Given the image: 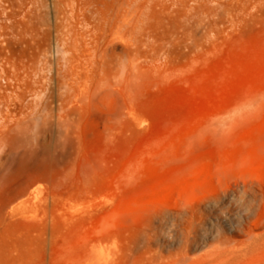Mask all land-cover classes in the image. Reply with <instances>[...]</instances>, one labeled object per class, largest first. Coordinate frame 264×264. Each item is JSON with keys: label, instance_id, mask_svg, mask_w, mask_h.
<instances>
[{"label": "bare ground", "instance_id": "6f19581e", "mask_svg": "<svg viewBox=\"0 0 264 264\" xmlns=\"http://www.w3.org/2000/svg\"><path fill=\"white\" fill-rule=\"evenodd\" d=\"M153 1L44 0L38 25L32 15L28 18L25 29L43 42L32 62L30 81L18 98L35 107L30 121L38 134L46 138L54 130L58 137L53 144L42 143L39 161L71 158L57 176L46 172L42 178L28 179L17 197L33 185H37L33 191L50 193L51 188L52 198L66 199H82L109 188L102 159L81 158L84 147L75 138L70 140L69 133L76 134V122L89 112L105 115L115 130L121 125L123 110L134 120H142L132 96L141 75L134 34L145 21L143 10ZM217 15L220 23L227 21L231 28L264 27V0H235L233 5L220 6ZM126 33L131 38L121 45ZM246 54L254 74L242 78L234 61H229L220 74L230 84L224 86L219 112L212 123L197 131L199 136L210 132L218 138L217 158L204 152L188 154L179 138L168 141L160 152L172 164L166 179L149 197L124 205L118 196L115 221L97 240L103 253V242L118 243L122 222L139 217L135 249L144 257L136 261L117 255L109 264H264V187L255 188L252 181L254 175L264 176V51L251 49ZM238 79L244 87L235 84ZM234 115L247 126L229 134L226 117ZM5 141L3 130L0 143ZM16 154L13 150L12 158L20 167L36 156L26 149L19 157ZM187 200L191 203L182 207ZM48 201L46 196L42 202ZM232 202L240 205L242 215L232 216ZM162 216L173 220L170 228H158L156 222Z\"/></svg>", "mask_w": 264, "mask_h": 264}, {"label": "rangeland", "instance_id": "374dc122", "mask_svg": "<svg viewBox=\"0 0 264 264\" xmlns=\"http://www.w3.org/2000/svg\"><path fill=\"white\" fill-rule=\"evenodd\" d=\"M43 1L0 0V131L6 132V141L0 143V264H109L117 255L141 261L144 256L135 249L139 217L122 222L117 244L103 242V253L98 250L100 233L110 230L115 221L118 196L125 205L151 195L172 165L160 152L175 138L183 142L188 154L204 152L217 158L218 138L210 132L199 136L197 131L212 123L219 112L224 86L230 84L220 77L227 63L234 61L242 78L254 74L246 52L264 51V27L231 28L227 21L220 23V6L233 5L235 0L149 3L143 10L145 21L134 34L141 75L132 96L143 124L123 110L121 125L115 130L105 115L89 112L76 122V134L69 133L70 140L75 138L84 147L81 158L102 159L109 188L82 199H66L52 198L51 188L50 193L33 191L37 186L33 185L19 198L17 192L28 179L42 178L46 172L57 176L71 158L39 161L42 143L53 144L58 137L54 130L46 138L38 134L30 121L35 107L18 98L30 81L32 62L43 42L25 26L31 15L38 25ZM130 38L126 33L121 45H127ZM235 84L245 85L239 79ZM226 119L229 134L246 129V121L237 115ZM21 141L25 143L12 145ZM25 149L36 156L20 167L12 158L13 150L19 157ZM252 181L255 188L264 187L263 175H254ZM46 196L49 201L44 204ZM190 203L187 200L182 207ZM230 208L232 216L242 215L238 203L232 202ZM101 209L106 211L101 213ZM172 221L162 216L156 225L170 228Z\"/></svg>", "mask_w": 264, "mask_h": 264}]
</instances>
